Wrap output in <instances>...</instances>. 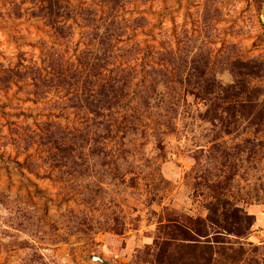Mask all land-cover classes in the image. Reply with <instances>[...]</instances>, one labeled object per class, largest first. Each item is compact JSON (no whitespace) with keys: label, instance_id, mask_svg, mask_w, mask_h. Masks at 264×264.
Listing matches in <instances>:
<instances>
[{"label":"rangeland","instance_id":"1","mask_svg":"<svg viewBox=\"0 0 264 264\" xmlns=\"http://www.w3.org/2000/svg\"><path fill=\"white\" fill-rule=\"evenodd\" d=\"M41 3L0 0V70L125 49L89 105L77 81L38 101L30 80L0 83V264H177L166 225L206 219L216 196L255 217L243 242L263 257L264 0H71L70 42L33 15ZM116 67L136 71L132 90L93 122ZM221 87L243 99L211 111Z\"/></svg>","mask_w":264,"mask_h":264},{"label":"trees","instance_id":"2","mask_svg":"<svg viewBox=\"0 0 264 264\" xmlns=\"http://www.w3.org/2000/svg\"><path fill=\"white\" fill-rule=\"evenodd\" d=\"M70 2L71 0H43V4L41 3L39 7V12H33L34 16L43 18L47 26L54 31L57 39L63 42H70L74 35L73 24L70 23V20L74 19V9ZM108 3L110 2L108 1ZM90 8L82 10L80 17L82 20L84 19L85 27L89 29L87 33L97 38L98 35L95 32L99 25H97L98 21L95 13L92 14L93 18L90 19ZM113 24H116V22L113 21ZM118 29L120 30L118 36L123 35L124 31L122 28L118 27ZM106 33H109L107 28ZM109 35L112 36V34ZM100 40H102L101 37ZM111 47L112 49L116 48V46ZM124 49L116 48V56H114L112 50L109 51L102 48L93 58V64L90 60H86L90 57L87 53L90 50L89 48L82 51L77 58L78 64L74 61H59L60 59L49 55L47 60L42 61L41 65L36 63L28 68L21 65V68L18 67V69H1L0 83L5 85L13 79L19 81L30 80L32 82L31 94L37 98L35 101H38L46 96V89H68L69 85H72L70 84L72 81H77L78 86L75 88L77 94L82 98V101L88 102L89 105L91 100L89 98L94 97V94L91 93L93 90L90 89L93 86V82L90 79L105 76V68L111 63L110 60L112 58L116 59L117 52ZM98 62H100L99 71L96 69ZM131 71L136 73L135 70L128 68L116 67L113 71L111 70V73L115 76H120V78L110 79L108 83L100 85L101 89L99 92L106 98L105 105H109L110 97L116 100L113 101L116 104L118 103L117 101H120V97L126 94V91L130 92L132 90L131 83L133 80L123 76L125 73H132ZM153 82L156 83V79ZM169 82L170 80H166L164 83L167 85ZM138 86L137 84L136 87ZM141 87L146 88L147 85L141 84ZM147 89L155 90L156 87L148 86ZM69 92L70 89L67 93ZM225 93L222 89V95L215 94L214 98L209 99L210 102L212 100L211 103L214 106L211 111L219 109V104H228L230 106L228 108H231L234 105H238L240 99H243L240 93L232 94L229 98L226 96L229 94L228 91ZM210 94H212V91L209 92ZM206 98L208 99L209 96H206ZM93 104L94 101L91 102V105ZM111 105L108 107L99 105L96 108H88L94 116L90 120L94 122L96 118L102 116V112L98 113V111L102 110V108L110 110ZM211 111L208 110L209 113ZM55 135L56 133L53 132L47 137H54ZM74 136L78 137V135ZM110 139H112V136H110ZM54 143L55 146L51 147L50 150L56 151L54 152L56 155L65 154L74 149L67 143L62 144L56 141ZM215 198L216 200L210 202L207 206L209 214L206 219L184 220L181 222L169 220L166 225L170 231L169 238L160 244L161 249L167 254L173 251L170 256L177 258V264H264V256L260 257V249L250 243L249 247H247L246 243L243 242V240L247 239L249 230L255 224V217L245 213L244 210L236 207L227 199H223L220 196ZM185 249H189L192 252L188 257L180 255Z\"/></svg>","mask_w":264,"mask_h":264},{"label":"water","instance_id":"3","mask_svg":"<svg viewBox=\"0 0 264 264\" xmlns=\"http://www.w3.org/2000/svg\"><path fill=\"white\" fill-rule=\"evenodd\" d=\"M95 259H97V258H95Z\"/></svg>","mask_w":264,"mask_h":264}]
</instances>
